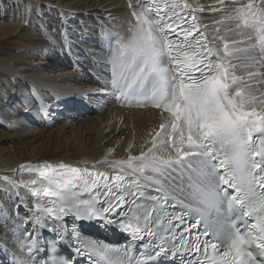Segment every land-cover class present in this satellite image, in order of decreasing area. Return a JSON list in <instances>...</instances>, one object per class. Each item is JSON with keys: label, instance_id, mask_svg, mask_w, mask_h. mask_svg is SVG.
Returning <instances> with one entry per match:
<instances>
[{"label": "snow or ice", "instance_id": "6c2138e0", "mask_svg": "<svg viewBox=\"0 0 264 264\" xmlns=\"http://www.w3.org/2000/svg\"><path fill=\"white\" fill-rule=\"evenodd\" d=\"M222 15L227 18L222 26L235 25L214 37L223 42V53L210 46L206 28L184 0L145 3L132 12L129 35L113 38V66L119 73L113 83L135 105L169 113L168 125L161 126L167 137L159 147L153 140V148L138 157L110 162L119 169L110 177L64 163L36 165L48 185L43 196L55 198L53 207L40 211L57 219L114 213L133 239L152 249L150 255L172 256L167 264H264V108L257 110L250 86L236 75L238 69L264 68V0L233 6ZM237 33L246 42L229 44V35ZM255 75L249 72V78ZM165 149L167 156L156 154ZM185 172H195L200 180L201 186L191 187L205 221L203 232H192L199 222L186 219L191 206L177 196ZM211 211L216 217L210 220L206 213ZM209 229L216 240L207 239ZM76 239L83 245L80 251L98 257V264H133L113 260L112 248ZM37 243L29 234L22 250L30 253ZM209 248L214 255L208 256ZM54 264H60L58 254Z\"/></svg>", "mask_w": 264, "mask_h": 264}, {"label": "bare ground", "instance_id": "6f19581e", "mask_svg": "<svg viewBox=\"0 0 264 264\" xmlns=\"http://www.w3.org/2000/svg\"><path fill=\"white\" fill-rule=\"evenodd\" d=\"M184 2L206 28L210 45L223 53V42L214 37L235 25L222 26L227 19L222 13L249 2L258 5L260 0H224L223 5L221 0ZM145 3L0 0V244L6 248L0 245V254L11 250L28 259L29 252L21 246L29 234L38 241L41 231L60 234L67 223L66 217L40 211L53 207L55 199L43 196L47 181L15 173L16 164L64 161L119 172L110 162L138 157L153 148V140L159 147L167 137L161 126L168 125L169 113L150 104L124 106L112 96L110 80L119 75L113 66V38L129 35L132 12L141 11ZM242 38L245 41L238 33L231 34L228 41ZM249 72L255 77L249 78ZM236 75L250 86L257 110L264 108V68L238 69ZM168 151L156 154L167 156ZM181 188L177 193L192 195L183 179ZM87 229L95 231L101 225Z\"/></svg>", "mask_w": 264, "mask_h": 264}, {"label": "rangeland", "instance_id": "374dc122", "mask_svg": "<svg viewBox=\"0 0 264 264\" xmlns=\"http://www.w3.org/2000/svg\"><path fill=\"white\" fill-rule=\"evenodd\" d=\"M0 245H1V247H2L3 249H6L5 246H4L3 244H0Z\"/></svg>", "mask_w": 264, "mask_h": 264}]
</instances>
